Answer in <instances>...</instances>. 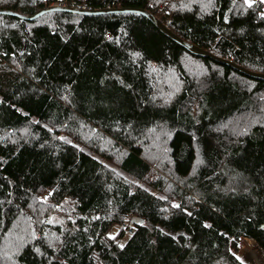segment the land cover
Here are the masks:
<instances>
[{"label": "trees", "instance_id": "trees-1", "mask_svg": "<svg viewBox=\"0 0 264 264\" xmlns=\"http://www.w3.org/2000/svg\"><path fill=\"white\" fill-rule=\"evenodd\" d=\"M47 6L0 0L22 15ZM111 6L264 74L258 2ZM262 226L264 80L138 13L0 15V264H241V237L264 254Z\"/></svg>", "mask_w": 264, "mask_h": 264}, {"label": "water", "instance_id": "water-1", "mask_svg": "<svg viewBox=\"0 0 264 264\" xmlns=\"http://www.w3.org/2000/svg\"><path fill=\"white\" fill-rule=\"evenodd\" d=\"M53 11H65V12H71V13H76V14H87V15H97V14H110V13H126V12H132V13H138L146 17L149 21L153 23V25L165 36L179 44L181 47L186 49L188 52H190L193 55L196 56H201V57H208L211 58L217 62L225 63L238 71L253 77L257 79H262L264 80V74L261 73H255L252 71H249L239 65L234 64L233 62L217 57L214 54L190 43L187 42L180 37H178L176 34H174L172 31H170L168 28H166L164 25H162L156 18L153 16L151 13L144 9L140 8H108V9H91V10H80V9H74V8H69V7H60V6H47L44 7L37 12L33 13L32 15H22L10 10H5V9H0V15H8V16H15L19 19L25 20V21H30L34 20L35 18L47 13V12H53Z\"/></svg>", "mask_w": 264, "mask_h": 264}, {"label": "snow or ice", "instance_id": "snow-or-ice-1", "mask_svg": "<svg viewBox=\"0 0 264 264\" xmlns=\"http://www.w3.org/2000/svg\"><path fill=\"white\" fill-rule=\"evenodd\" d=\"M257 2H258L259 5H264V0H243L244 5H246L247 8H249V9H251V8L254 6V4H257ZM209 3H211V0H209ZM260 17H261L262 19H264V11H261V12H260ZM109 39H110V38H109ZM21 55H23V53H21ZM135 55L138 56L139 53H135ZM150 131H152V129H150ZM59 139L64 140L63 137H59ZM65 143H68V141L65 140ZM105 167H107V165H105ZM113 171H114V169H113ZM133 183H134V182H133ZM137 186H140V185H137ZM145 191H147V189H145ZM49 195H52V193L49 192ZM159 198H160V199H166V197H159ZM42 199L46 202L47 197H44V198H42ZM56 207L59 208V207H62V206H61V205H57ZM172 207H173V208H179L180 205H179V204H172ZM188 215H191V213L189 212ZM94 219H97V220H98V219H100V217H99V216H96V217H94ZM45 222L51 224V223H53V220H52V219H49V220H47V221H41V223H45ZM137 223L142 224L143 222H142V221H137ZM204 227H206V228H210L211 225L205 224ZM262 227H264V226H262ZM85 231H87V229H85ZM161 231H163V230H161ZM29 235H30V237H31L32 240H37V239L40 238V237L37 236V232H36L35 229H33V230L29 233ZM46 235H47V234H46ZM57 239H58V238H57ZM109 239H115V235H113V234H109ZM17 240L19 241V247H17V251H19V248H20V247H23L24 244H25V238L22 237V236H20V237H17ZM12 246H16L15 243H13ZM53 246H54L53 243H52V242H49V247H53ZM119 247L123 248L124 245L121 244V245H119ZM34 250H35L38 254L43 255V253L40 252V248L37 247V248H35ZM15 254H16V253H12L13 256H14ZM5 259H11V256H9V255L7 254V252L5 253ZM236 259H237V260H241V257L237 256ZM241 264H243V261H241Z\"/></svg>", "mask_w": 264, "mask_h": 264}, {"label": "rangeland", "instance_id": "rangeland-1", "mask_svg": "<svg viewBox=\"0 0 264 264\" xmlns=\"http://www.w3.org/2000/svg\"><path fill=\"white\" fill-rule=\"evenodd\" d=\"M234 253L246 264H264V254L261 248L251 239L241 237Z\"/></svg>", "mask_w": 264, "mask_h": 264}, {"label": "built area", "instance_id": "built-area-1", "mask_svg": "<svg viewBox=\"0 0 264 264\" xmlns=\"http://www.w3.org/2000/svg\"><path fill=\"white\" fill-rule=\"evenodd\" d=\"M106 1L103 4V7H96L93 5L89 0H49V6H60V7H69L74 9H80V10H88V9H108L111 8L112 4L115 0ZM109 36L106 35V38Z\"/></svg>", "mask_w": 264, "mask_h": 264}, {"label": "crops", "instance_id": "crops-1", "mask_svg": "<svg viewBox=\"0 0 264 264\" xmlns=\"http://www.w3.org/2000/svg\"><path fill=\"white\" fill-rule=\"evenodd\" d=\"M263 11H264V5H263Z\"/></svg>", "mask_w": 264, "mask_h": 264}, {"label": "bare ground", "instance_id": "bare-ground-1", "mask_svg": "<svg viewBox=\"0 0 264 264\" xmlns=\"http://www.w3.org/2000/svg\"><path fill=\"white\" fill-rule=\"evenodd\" d=\"M88 10H90V9H88Z\"/></svg>", "mask_w": 264, "mask_h": 264}]
</instances>
